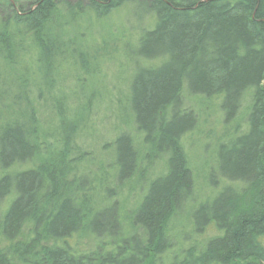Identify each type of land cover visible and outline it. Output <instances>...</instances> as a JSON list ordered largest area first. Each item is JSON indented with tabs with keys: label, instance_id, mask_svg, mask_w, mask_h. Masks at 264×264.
<instances>
[{
	"label": "trees",
	"instance_id": "obj_1",
	"mask_svg": "<svg viewBox=\"0 0 264 264\" xmlns=\"http://www.w3.org/2000/svg\"><path fill=\"white\" fill-rule=\"evenodd\" d=\"M127 4L149 21L136 36L135 54L143 64L131 74L127 94L142 148L139 152L132 137L120 132L109 169L116 189L135 178L140 160L142 168L162 162L163 170L147 180L127 215L133 231L125 234L115 201L96 206L94 195L84 194L92 190L91 174L83 165L85 149L72 141L78 131L74 117L59 118L54 141H38L33 116L29 123L15 119L12 109L25 101L29 84L28 75L15 77L20 58L35 66L37 83L51 86L56 57L60 66L67 60L79 69L89 59L77 49L69 54L55 46L73 43L79 32L70 30L72 22L85 12L103 18ZM0 58L21 87L19 94L5 88L14 101L0 96V264L264 262V0H0ZM183 92L217 99L225 123L248 98L244 127L218 143L208 170L210 187H222L198 203L181 143L196 117L181 107ZM73 169L83 174L68 180ZM114 187H103V195H115ZM185 204L191 206L193 233L210 228L214 235L163 261L171 248L168 226ZM83 233L96 239L93 252L75 249Z\"/></svg>",
	"mask_w": 264,
	"mask_h": 264
},
{
	"label": "rangeland",
	"instance_id": "obj_2",
	"mask_svg": "<svg viewBox=\"0 0 264 264\" xmlns=\"http://www.w3.org/2000/svg\"><path fill=\"white\" fill-rule=\"evenodd\" d=\"M141 15L142 13H137L133 5L127 4L113 10L103 18H95L90 12H85L73 21L74 25L70 27V30L74 28L75 32H79L71 38L74 44L56 43L55 46L59 47L60 52L69 51V54L77 49L74 51H81L89 59L87 63H84V67L79 69L75 65L72 67L69 64L71 62L67 60L60 62V66L59 59L56 57L54 72L48 77L52 81L51 86L46 87L34 80L35 66H32L27 58H20L21 62H17L19 67L12 68L16 72V78H22L24 75L30 77H27L29 84L24 92L25 105L22 102L17 109H12L14 118L25 119L28 122L29 115H32L35 119L33 126L38 129V141H54V138L60 134L59 118L70 120L74 117L73 123L78 131L72 141L85 149L84 163L88 165H83L92 176V178L88 177L92 190H87L84 194L94 195L96 206H105L115 201L121 226L125 227V234L133 231H129L127 215L139 202L147 180L163 170L162 162L154 163L149 168H142L144 164L140 160L135 180L125 182L122 187L116 189L113 171L109 169L113 159L112 142L120 132H126L132 137L133 144L139 152L142 148L141 134L131 124L127 109L130 76L138 65L143 64V61L135 54L136 36L142 25L146 27L149 24V21H143L144 18ZM93 55H96V58ZM92 57L94 59H91ZM75 64L78 63L75 62ZM12 69L4 66L0 58V96L5 103L14 99L13 93L5 88L9 86L12 92L21 89L12 77L14 75ZM247 100L246 97L235 119L225 123L217 99L191 95L188 92L182 93L181 107L193 111L196 117L195 126L183 135L181 141L193 176L194 203L211 197L222 187L221 183L216 188L210 187L208 170L213 166V156L218 143L234 134L236 129L244 127V106ZM78 114H83V119H80ZM28 126L31 127L30 124ZM36 163L37 161L34 162ZM103 172L112 175L106 182H103L101 178ZM79 173L83 174L82 170L76 172L73 169L68 173L67 179L70 180L74 174ZM139 174L145 177L139 179ZM106 185L114 187L115 195L110 198L103 195L102 188ZM190 210L191 206L185 204L171 219L168 226L171 248L165 252L163 261L170 260V257L178 251L195 243L201 244L214 235L210 228L201 234L193 233L190 218L187 216ZM23 228L20 240L25 239L28 225L26 224ZM95 248L96 239L90 233H83L75 240V249L78 253L87 254L93 252ZM14 264L27 263L15 259Z\"/></svg>",
	"mask_w": 264,
	"mask_h": 264
}]
</instances>
